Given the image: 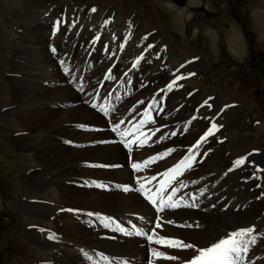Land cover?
<instances>
[{
	"label": "rangeland",
	"instance_id": "1",
	"mask_svg": "<svg viewBox=\"0 0 264 264\" xmlns=\"http://www.w3.org/2000/svg\"><path fill=\"white\" fill-rule=\"evenodd\" d=\"M105 22L106 28L102 27ZM26 24L37 36L47 33L44 53L55 66L44 68L39 55H35L36 64L25 57L18 58L17 44L28 37ZM54 36H60L63 43L51 45ZM63 59L71 60L66 67ZM80 66L85 69L80 71ZM25 68L36 75L26 79L29 88L22 82ZM49 68L59 75L53 85H66L79 97L70 102H77L74 117L83 112L80 104L94 100L102 80L105 91L110 84L119 90V95L111 100L114 104L109 118L118 116L116 108L121 102L126 114L142 112L135 105L134 109H127L128 104L141 106L150 101L158 102L157 112H166L174 107V96L185 93L187 103L200 104L199 107L202 104L195 111L188 110L192 114L188 116L190 121L201 110L205 120L223 118L239 105L238 121L224 130L221 127L213 141L223 144L233 161H241L235 164L240 183L237 194L255 196L264 206V0H0V264H60L58 257L50 256L55 250L57 254L59 248L41 247L30 233L52 226L37 212L29 213L27 207L31 200L43 197L28 179L36 170L51 169L50 161L41 152L42 145L57 132L61 106L66 105H45L42 85L48 86L40 77ZM170 84L177 88L172 94L178 92L172 98L167 95ZM146 86L148 89L144 90ZM230 104L233 105L227 108ZM39 108H52L53 112L39 114ZM102 112L101 109L99 114ZM105 116L88 121L104 125ZM46 132H52V136L48 138ZM184 133L185 129L173 137ZM39 134H43L41 141L37 140ZM28 135L37 140L35 150L16 145V138ZM50 144L52 148L60 146L56 142ZM251 150L253 153L247 155ZM259 258L257 264H261Z\"/></svg>",
	"mask_w": 264,
	"mask_h": 264
},
{
	"label": "bare ground",
	"instance_id": "2",
	"mask_svg": "<svg viewBox=\"0 0 264 264\" xmlns=\"http://www.w3.org/2000/svg\"><path fill=\"white\" fill-rule=\"evenodd\" d=\"M25 27L28 37L17 44L18 58L25 57L35 62V55H39L44 68L51 64L55 66L44 53L47 33L37 36L36 32L28 30L30 24ZM59 38L54 36L51 45L62 44L63 40ZM70 61L63 59V67ZM51 68L43 71L40 77L49 87L42 83L43 91H46L45 105L49 102L54 108L55 102H66V105L61 106L62 119L57 132L54 131L53 137L41 144V152L45 153V160L50 161L51 169L40 167L28 179L32 187L43 193L40 199L28 202L29 213L37 212L52 226L45 225L43 230L39 227V231H30L34 242L45 249L59 248L57 254L55 250L50 252V256L58 257L60 264H190L201 249L226 238L230 232L252 228L251 237L244 239L254 237L255 242L249 243L247 253L242 254V264H257L258 256L264 264V240L258 239H264V206L255 196L241 197L237 194L240 183L236 179V161L227 156L223 144L213 141L214 135L220 134L221 127L224 130L238 121L239 105L223 118L215 116L205 120L201 110L190 121L188 116L192 114L188 110L201 108L202 104L199 107L200 104L187 103L188 93H185L182 97L174 96L176 101L171 103L174 107L162 113L157 112L158 102L127 105L129 110H142L140 114L124 113V102H117L116 113L119 114L109 118L114 104L111 100L119 95V90L118 86L110 84L105 91L103 80V84L97 85L94 100L80 104L83 112L74 117L78 110L74 103L77 102H70L79 97L73 95L66 85H53V79L59 75L50 71ZM78 69L81 71L85 67ZM27 78H36V75L25 68V80L22 82L29 88ZM143 89H148V86ZM175 89L168 91L170 98L178 93L172 94ZM104 93L106 98H103ZM33 95L31 97L35 99ZM97 97L100 99L96 101ZM51 109L36 110L39 114L44 111L50 114L53 112ZM101 109V115H106L104 125L88 121L101 116ZM116 125H119L118 129ZM184 129L183 136L173 137L175 132L182 133ZM44 135L49 138L52 132ZM19 138L15 140L16 145L33 147L38 144L37 140H42L43 134H39L37 140L29 135ZM53 142L60 143V146L50 147ZM126 162L128 168L125 169ZM133 164L139 167L134 169ZM246 172L251 174V171ZM160 177L163 183L156 194L155 206L150 208L145 201ZM131 226L152 239L119 235V232L132 234ZM170 241H180L193 247L169 246ZM154 252L160 255H154Z\"/></svg>",
	"mask_w": 264,
	"mask_h": 264
},
{
	"label": "snow or ice",
	"instance_id": "3",
	"mask_svg": "<svg viewBox=\"0 0 264 264\" xmlns=\"http://www.w3.org/2000/svg\"><path fill=\"white\" fill-rule=\"evenodd\" d=\"M171 87L172 85L170 84L169 88ZM213 127L215 128V125H213ZM118 128L119 125H116V129ZM211 134L210 131L209 135ZM236 163L240 164L241 161H237ZM138 167V165L133 164L134 169H137ZM169 199H171V197H169ZM252 232V228H244L239 231L230 232L227 234L226 238L220 239L210 247L201 249L199 255L191 260L190 264H242V254L247 253L249 243L255 242L254 237L251 240L244 239L245 237H251ZM49 239H53V237L49 236ZM148 239L151 240L152 237L149 236ZM159 242L160 241H157V243ZM169 246L186 248L193 247L191 244H182L180 241H170ZM153 254L157 256L160 255L157 252H154Z\"/></svg>",
	"mask_w": 264,
	"mask_h": 264
}]
</instances>
